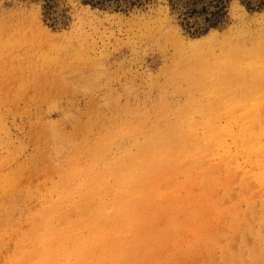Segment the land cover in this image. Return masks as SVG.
<instances>
[{
  "label": "bare ground",
  "instance_id": "bare-ground-1",
  "mask_svg": "<svg viewBox=\"0 0 264 264\" xmlns=\"http://www.w3.org/2000/svg\"><path fill=\"white\" fill-rule=\"evenodd\" d=\"M229 15L236 26L183 42L182 102L70 158L7 225L4 264H264V14L235 3Z\"/></svg>",
  "mask_w": 264,
  "mask_h": 264
},
{
  "label": "rangeland",
  "instance_id": "rangeland-1",
  "mask_svg": "<svg viewBox=\"0 0 264 264\" xmlns=\"http://www.w3.org/2000/svg\"><path fill=\"white\" fill-rule=\"evenodd\" d=\"M235 3L264 14V0H0V121L10 134L0 144V264L7 225L38 207L70 158L90 157L162 100L185 99L171 75L183 42L236 26Z\"/></svg>",
  "mask_w": 264,
  "mask_h": 264
}]
</instances>
